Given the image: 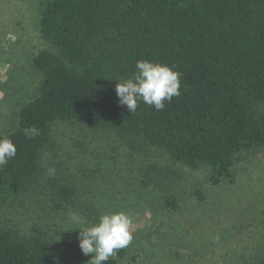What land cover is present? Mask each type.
<instances>
[{"label":"trees","instance_id":"obj_1","mask_svg":"<svg viewBox=\"0 0 264 264\" xmlns=\"http://www.w3.org/2000/svg\"><path fill=\"white\" fill-rule=\"evenodd\" d=\"M38 25L51 48L32 58L42 76L36 96L0 134L17 149L0 168V212L20 196L45 194L59 208L75 202L80 187L69 178L48 182L50 192L38 178L57 123L115 136L147 159L157 152L192 169L208 166L213 185L233 183L241 156L264 151V0H40ZM140 60L181 73V95L161 111L119 105L116 84ZM31 126L40 134L28 139L21 130ZM165 204L178 208L168 196ZM51 248L0 219V264H56ZM125 256L124 248L108 264Z\"/></svg>","mask_w":264,"mask_h":264},{"label":"rangeland","instance_id":"obj_2","mask_svg":"<svg viewBox=\"0 0 264 264\" xmlns=\"http://www.w3.org/2000/svg\"><path fill=\"white\" fill-rule=\"evenodd\" d=\"M39 1L0 0V134L16 126L42 79L32 58L51 46L39 32ZM52 142L40 184L50 192L48 182L69 178L80 187L75 202L59 208L39 192L41 198L20 196L3 206L0 219L45 238L56 264L91 259L79 248L71 213L91 224L121 211L133 233L124 264H249L264 257V151L241 156L233 183L213 185L208 166L192 169L157 152H146L147 159L80 123H57Z\"/></svg>","mask_w":264,"mask_h":264},{"label":"clouds","instance_id":"obj_3","mask_svg":"<svg viewBox=\"0 0 264 264\" xmlns=\"http://www.w3.org/2000/svg\"><path fill=\"white\" fill-rule=\"evenodd\" d=\"M135 68L136 72L131 78L118 82L115 87L119 105L126 106L130 113L136 112L141 102L161 111L165 108V102L171 103L174 97L181 95V73L173 67L140 60L136 62ZM21 131L28 139L40 134L35 126ZM16 154L13 141L0 137V168L14 159ZM70 220L74 230L78 231L77 239L82 254H91L89 264H108L110 258L128 247L133 240L132 219L122 211L103 214L91 224L76 213L70 214Z\"/></svg>","mask_w":264,"mask_h":264}]
</instances>
